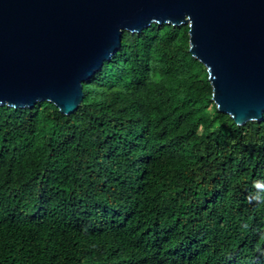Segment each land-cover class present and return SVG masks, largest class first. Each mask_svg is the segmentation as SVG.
<instances>
[{"label":"trees","instance_id":"trees-1","mask_svg":"<svg viewBox=\"0 0 264 264\" xmlns=\"http://www.w3.org/2000/svg\"><path fill=\"white\" fill-rule=\"evenodd\" d=\"M0 264H264V114L218 111L188 26L125 31L74 113L0 106Z\"/></svg>","mask_w":264,"mask_h":264},{"label":"water","instance_id":"water-1","mask_svg":"<svg viewBox=\"0 0 264 264\" xmlns=\"http://www.w3.org/2000/svg\"><path fill=\"white\" fill-rule=\"evenodd\" d=\"M152 23L189 27L219 112L263 118L264 0H0V106L74 113L125 31Z\"/></svg>","mask_w":264,"mask_h":264}]
</instances>
